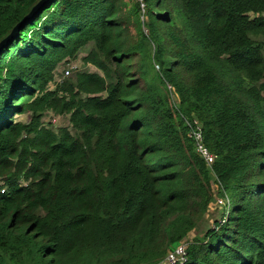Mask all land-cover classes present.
Returning a JSON list of instances; mask_svg holds the SVG:
<instances>
[{"label":"trees","instance_id":"obj_1","mask_svg":"<svg viewBox=\"0 0 264 264\" xmlns=\"http://www.w3.org/2000/svg\"><path fill=\"white\" fill-rule=\"evenodd\" d=\"M217 198L183 264H264V0H53L0 55V264H162Z\"/></svg>","mask_w":264,"mask_h":264},{"label":"rangeland","instance_id":"obj_2","mask_svg":"<svg viewBox=\"0 0 264 264\" xmlns=\"http://www.w3.org/2000/svg\"><path fill=\"white\" fill-rule=\"evenodd\" d=\"M91 46L86 47L82 52H80L79 57L76 61H71L69 62L67 65H65V68L60 69V72L62 71V73L64 74V77H68L65 75V70L66 69H70L71 74L73 72L74 69L78 68L80 70H89L92 72H98L97 69L90 67V66H85L83 64L82 59L84 58V56H86L88 54V52L90 51ZM70 74V76H71ZM27 116L26 115H22L18 117V120H22L25 121L27 120ZM51 122L53 126L55 127H63L65 126V124H68V118L63 117V116H57L53 113H49L47 115V122ZM50 124V123H46ZM209 217L204 219L201 224H199V226L195 229V231H193L189 237L186 238L185 243L186 245H188V242L191 241H195L196 239L199 240H203L205 233L207 232L208 229L210 228H214V221H223V204L222 202L217 198L211 205V208L209 209Z\"/></svg>","mask_w":264,"mask_h":264},{"label":"built area","instance_id":"obj_3","mask_svg":"<svg viewBox=\"0 0 264 264\" xmlns=\"http://www.w3.org/2000/svg\"><path fill=\"white\" fill-rule=\"evenodd\" d=\"M142 7H144V5H142ZM70 74H71L70 69H66L65 75L69 77ZM44 122L45 124L50 123V125H52L51 122L49 121L47 122V116ZM188 125L190 126V129H192L190 132V137L194 141L196 153L200 156L201 159L205 161V163L208 166V169L212 170L216 157L210 152V150L205 145L202 125L198 121H194L193 124L188 123ZM2 193H4V190H2ZM187 247L188 245H186L185 241H182L178 245L171 248V250L168 252L165 261L162 264L185 263L187 260Z\"/></svg>","mask_w":264,"mask_h":264},{"label":"water","instance_id":"obj_4","mask_svg":"<svg viewBox=\"0 0 264 264\" xmlns=\"http://www.w3.org/2000/svg\"><path fill=\"white\" fill-rule=\"evenodd\" d=\"M53 0H41L30 11V13L19 22L12 32L0 42V55L9 48L20 36L21 31L29 24L33 23L45 11V7Z\"/></svg>","mask_w":264,"mask_h":264}]
</instances>
